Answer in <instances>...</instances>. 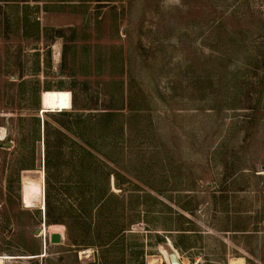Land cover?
<instances>
[{
    "label": "rangeland",
    "instance_id": "rangeland-1",
    "mask_svg": "<svg viewBox=\"0 0 264 264\" xmlns=\"http://www.w3.org/2000/svg\"><path fill=\"white\" fill-rule=\"evenodd\" d=\"M0 135V264H264V0H0Z\"/></svg>",
    "mask_w": 264,
    "mask_h": 264
},
{
    "label": "trees",
    "instance_id": "trees-1",
    "mask_svg": "<svg viewBox=\"0 0 264 264\" xmlns=\"http://www.w3.org/2000/svg\"><path fill=\"white\" fill-rule=\"evenodd\" d=\"M104 116H110V115H104ZM59 134L63 135V132H59ZM87 144V147H86V154L87 156H89V159L91 160V164H92V161L95 159V155L94 153L92 152L91 148L90 147H93V144L89 141L86 142ZM46 167L48 166V163H49V158L48 156H46ZM33 164H30V165H27V166H32ZM26 165H21V167H19V169H25L27 167ZM92 167V166H91ZM107 197V196H106ZM107 199V198H106ZM105 197L104 199H101V200H98L94 203H88V202H84V201H81L79 203L78 206H76V211L77 213L81 214L82 216L83 215H95L98 210L99 212L103 211V208L106 207L105 205ZM50 210H51V199H50V194L49 192L47 191V194H46V223L50 224ZM68 230V229H67ZM68 235V234H67Z\"/></svg>",
    "mask_w": 264,
    "mask_h": 264
},
{
    "label": "crops",
    "instance_id": "crops-1",
    "mask_svg": "<svg viewBox=\"0 0 264 264\" xmlns=\"http://www.w3.org/2000/svg\"><path fill=\"white\" fill-rule=\"evenodd\" d=\"M71 92L68 90H46L43 93V107L47 111L54 110H67L72 107L71 105ZM44 178V176H43ZM42 185V184H41ZM46 210V207L44 208ZM62 232V231H61ZM59 232V233H61ZM63 235V233H62ZM183 263L181 257H179ZM167 263H170L169 256L167 258Z\"/></svg>",
    "mask_w": 264,
    "mask_h": 264
},
{
    "label": "bare ground",
    "instance_id": "bare-ground-1",
    "mask_svg": "<svg viewBox=\"0 0 264 264\" xmlns=\"http://www.w3.org/2000/svg\"><path fill=\"white\" fill-rule=\"evenodd\" d=\"M44 193L45 192H44V188L42 185L40 186L36 183H31V184L25 185L24 189H23V199H24L26 206H33V205L40 202L42 208L43 207L45 208L46 207V197L44 196ZM51 229L55 233H59L62 231V228H60L59 226L52 227ZM44 234H46V233H44ZM177 256L179 257L178 254H177ZM169 259H170V254H169ZM1 261H2V258H0V262ZM170 263H171V261H170Z\"/></svg>",
    "mask_w": 264,
    "mask_h": 264
},
{
    "label": "water",
    "instance_id": "water-1",
    "mask_svg": "<svg viewBox=\"0 0 264 264\" xmlns=\"http://www.w3.org/2000/svg\"><path fill=\"white\" fill-rule=\"evenodd\" d=\"M11 144L10 141H6V143H4V147H9ZM42 228L38 229V233L41 232ZM63 240V235L61 233H52L50 235V241L51 243H61ZM170 261L171 264H182L181 260L179 259V257L177 256V254L175 252L170 253Z\"/></svg>",
    "mask_w": 264,
    "mask_h": 264
},
{
    "label": "built area",
    "instance_id": "built-area-1",
    "mask_svg": "<svg viewBox=\"0 0 264 264\" xmlns=\"http://www.w3.org/2000/svg\"><path fill=\"white\" fill-rule=\"evenodd\" d=\"M49 235H51V233H49ZM44 237H46V234L44 235ZM41 264V263H40Z\"/></svg>",
    "mask_w": 264,
    "mask_h": 264
}]
</instances>
